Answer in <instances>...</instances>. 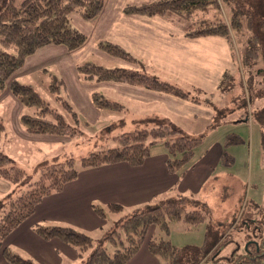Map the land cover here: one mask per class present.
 Segmentation results:
<instances>
[{
  "label": "trees",
  "instance_id": "obj_1",
  "mask_svg": "<svg viewBox=\"0 0 264 264\" xmlns=\"http://www.w3.org/2000/svg\"><path fill=\"white\" fill-rule=\"evenodd\" d=\"M105 2L22 0L17 4L16 0H0V102L5 95H11L27 109L21 115V123L29 137H56L61 145H66L67 139L73 142L84 136L79 113L69 102L66 84L60 75L47 68L41 70L47 75L46 80L50 91L57 97L58 106L46 100L33 84L14 76L27 58L41 47L64 45L69 50L80 48L88 40V34L75 25L74 16L91 21L101 14ZM123 10L127 14L164 16L170 22L181 24L188 37L223 36L231 46L233 59L237 61L238 58L243 76L249 74L242 81L244 95L249 96V102L253 95L264 98V85H261L264 83V0H155L142 5L127 4ZM97 43L100 49L116 57L137 64L141 62L119 44L107 40ZM78 72L85 83L127 82L196 103H206L213 108L212 125L221 122L215 118L216 114L223 113L224 108L213 103L215 93L205 96L196 88L193 94L128 67H106L86 62L78 66ZM232 80L231 70L226 69L219 90L224 93L230 89ZM91 94L98 109L124 111L120 102L107 98L100 91L93 90ZM256 113L264 123V105ZM2 119L0 114V134L6 127ZM155 125L123 132L116 137L117 146L107 149L100 146L82 157L81 168L76 167L74 158L43 161L37 167L39 176L36 179L0 150V178L13 185V189L0 199V248L9 263L35 264L5 246V239L35 213L46 196L62 191L67 183L79 177L82 169L121 162L139 166L150 156L151 147L163 143L168 154V170L177 172L192 159L202 144L201 137L184 133L172 122L159 119ZM262 128L264 132V124ZM177 199H166L123 216L97 241L72 226L37 224L34 231L46 241L58 239L79 249L81 264H126L143 246L158 256L162 264H264V213L259 221L252 218L247 223L250 226L254 220L261 229L244 243L233 239L228 230L209 226L203 244L176 246L163 236L169 237L171 222L184 221L188 227H198L206 219V212L198 209L187 211L183 198ZM109 205L114 211L123 209L117 203ZM100 211L103 216V210Z\"/></svg>",
  "mask_w": 264,
  "mask_h": 264
},
{
  "label": "rangeland",
  "instance_id": "obj_2",
  "mask_svg": "<svg viewBox=\"0 0 264 264\" xmlns=\"http://www.w3.org/2000/svg\"><path fill=\"white\" fill-rule=\"evenodd\" d=\"M21 1L16 0V3ZM115 1H122L125 5H142L155 0ZM169 28L166 36L147 34L138 48L128 50L141 60L138 64L100 49L98 43L89 41V37L75 50H69L64 45H47L38 49L33 55L35 58L49 59L48 69L57 74H60L59 70L62 71L69 102L79 113L84 136L72 140L73 142L67 139L66 145H61L56 143L60 140L56 137L41 139L23 134L20 114L27 112V109L17 110L14 105L17 103L16 99L5 95L6 103L12 105L3 110L2 121L6 127L0 134V150L8 154L17 165L25 168L32 179L39 176L37 167L43 161L74 158L76 167L81 168L82 157L102 146L105 149L117 146L116 137L123 132L155 127L159 120L156 116L162 115L163 108L166 107L172 112L171 115L167 114L171 120H160L173 121L178 126L189 125L191 132L183 131L182 127L180 129L186 134L192 133L202 138V144L195 150L192 159L178 171L180 175L189 172L186 176L189 181V188L185 190L187 194L185 197L166 198L179 200L177 198L182 197L187 203V211L202 210L206 212V219L198 227H188L184 221H173L169 224L170 229L172 226L169 237L163 236L169 238L176 246L201 245L205 241L209 226L212 229L219 226L221 230H228L233 239L244 243L250 235L255 237L260 232L261 226L258 227L253 221H259L264 213V209H260L264 207V123L256 116V110L264 105V98L253 95L249 102V96L244 95L242 81L245 77L248 78L249 74L245 73L243 76L239 62L237 63L238 58L237 61L233 60L230 49L224 48L221 52L220 47L206 44L208 40H213L210 39L213 38L211 36L187 37L182 34L179 24H170ZM152 30H155V27ZM214 38L225 39L221 35ZM224 44V47L228 46L227 43ZM236 53L239 56L238 52ZM86 62L106 67L134 68L193 94L196 88L205 96L215 93L213 103L224 108L223 113L216 114L215 118L221 122L219 125H212L213 109L209 105L188 103L190 101L187 99L169 93L159 92L170 96L168 98L171 102L160 97L138 94L142 86L127 82L96 86L101 93L106 91L107 97L128 98L129 102H125L127 111L98 109L93 101L91 89L79 79L78 66ZM226 69L231 70L233 80L230 89L222 93L219 83ZM30 74L21 78L22 81L33 84L46 100L54 106L57 105V97L50 91L47 75L43 72ZM108 86L111 94L103 89ZM179 116L187 118L189 123L183 122L184 119ZM156 146L165 147L163 143ZM166 198L163 196L151 204L137 208L126 204L123 211H114L109 203H101L106 204L104 212L111 214L109 217L102 216L100 208H93L96 214L100 215L97 218L107 231L124 215L128 216L148 206L160 204ZM252 218L254 220L248 226L247 223ZM98 230L91 232L95 237L94 241L103 235L100 232L99 236H96ZM109 251L112 252L111 249Z\"/></svg>",
  "mask_w": 264,
  "mask_h": 264
},
{
  "label": "crops",
  "instance_id": "obj_3",
  "mask_svg": "<svg viewBox=\"0 0 264 264\" xmlns=\"http://www.w3.org/2000/svg\"><path fill=\"white\" fill-rule=\"evenodd\" d=\"M125 4L122 1L106 0L103 11L99 16L91 21L74 16L75 25L88 34L91 42L97 43L100 40H107L119 44L130 51L138 48L147 34L166 36L170 31V24H179L170 22L166 17L160 15L127 14L123 10ZM179 26L182 29V34H184L182 25L179 24ZM154 27L155 30H152ZM209 36L213 37L210 38L213 40H208L206 44L215 46V48L220 47L221 52L224 51V48L230 49L229 51L233 58L231 46L226 38L218 40V38H214L217 35ZM224 43H227L228 46L224 47L226 45ZM33 55L27 58L24 66L15 74L14 78L22 81L21 78L30 73V75L36 72L40 73L43 68H47L49 59L35 58L36 56ZM59 72L62 76L59 73L58 75L63 78L62 71L59 70ZM80 81L89 87L91 92L97 90L96 86L98 85L99 87L102 84L107 85V83H85L81 79ZM103 89H106L111 94L109 86ZM140 89L141 92H137L138 94H145L155 98L160 97L171 102L170 98H168L170 96L160 94L159 91L145 87ZM103 93L106 95L107 92L104 91ZM107 98L120 102L124 111H127L125 102H129L128 98H120L119 96ZM16 102H13L17 106L16 109L21 111L24 107L17 100ZM188 103L196 102L190 101ZM10 104L6 103L4 98L2 99L0 102L1 117L4 114V108ZM22 114H20V117ZM167 114L171 115L172 112L164 107L162 115H157L156 117L171 120ZM179 118L184 119L183 122L188 120L183 116H179ZM170 122L179 128L182 127L183 131L191 132L189 125L182 124L178 126L177 123ZM21 131L25 134L23 127ZM56 143L59 144L60 141H56ZM164 148L156 145L151 147L150 156L139 166H131L121 162L82 169L79 177L67 183L62 191L46 196L37 206L35 213L7 236L4 245L22 257L31 259L35 264H81L82 259L80 258L79 249L58 239L46 241L35 233L34 227L37 224L72 226L88 233L94 239L95 237H93L91 232L99 229L95 233L96 236H99L100 232L102 235L105 231L104 226L97 218L100 215L98 216L93 208H100L104 212L106 204L102 205L101 203L120 204L123 207V211L124 207L127 206L126 204L133 206L132 208H137L151 204L163 196L165 198L167 196L185 197V194H187L185 190L189 188L187 186L189 181H187L186 177L189 172H185L182 175L178 173L179 170L170 172L166 164L168 154L166 148ZM0 188V199H2L13 189V185L0 178ZM110 215L104 212L103 216L109 217ZM0 264H10L4 256L2 248H0ZM126 264H162V261L158 256L150 253L146 246H143Z\"/></svg>",
  "mask_w": 264,
  "mask_h": 264
}]
</instances>
